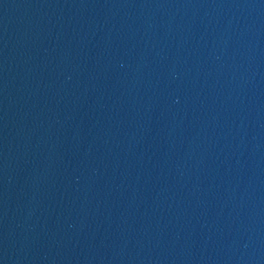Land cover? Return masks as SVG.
<instances>
[{
	"label": "water",
	"instance_id": "obj_1",
	"mask_svg": "<svg viewBox=\"0 0 264 264\" xmlns=\"http://www.w3.org/2000/svg\"><path fill=\"white\" fill-rule=\"evenodd\" d=\"M0 264H264V0H0Z\"/></svg>",
	"mask_w": 264,
	"mask_h": 264
}]
</instances>
